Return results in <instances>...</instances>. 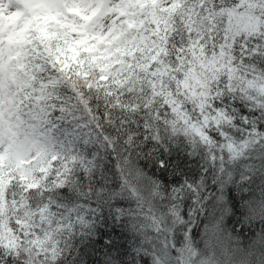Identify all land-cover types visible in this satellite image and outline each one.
Here are the masks:
<instances>
[{
  "label": "snow or ice",
  "instance_id": "1",
  "mask_svg": "<svg viewBox=\"0 0 264 264\" xmlns=\"http://www.w3.org/2000/svg\"><path fill=\"white\" fill-rule=\"evenodd\" d=\"M73 4L101 7L87 43ZM0 17V264H129V245L130 264H204L203 181L223 200L229 166L264 175V0H0Z\"/></svg>",
  "mask_w": 264,
  "mask_h": 264
},
{
  "label": "trees",
  "instance_id": "2",
  "mask_svg": "<svg viewBox=\"0 0 264 264\" xmlns=\"http://www.w3.org/2000/svg\"><path fill=\"white\" fill-rule=\"evenodd\" d=\"M101 7L103 12L108 11L106 3ZM92 19L82 24L72 20L64 27L69 34L76 32L80 43H87L89 37L84 30ZM187 154L186 146H181L179 153H171L174 157L178 156L174 163H179ZM137 167L149 176L154 171L148 161H137ZM186 167L192 169V174L182 176V181L200 180V157H189ZM229 170L232 171L233 178L223 188V200L210 195L213 187L211 177L203 181L209 198L195 208L188 220L187 243L196 251L197 259L204 264H264V175L244 173L239 162L229 166ZM242 174H248L250 178L241 181ZM155 178L160 179L158 170L155 171ZM171 179L169 174L161 183ZM63 198L71 205L76 201L77 194L67 191ZM182 235L183 230L178 241L180 244L184 243ZM134 255L129 245V255L126 257L129 264Z\"/></svg>",
  "mask_w": 264,
  "mask_h": 264
},
{
  "label": "rangeland",
  "instance_id": "3",
  "mask_svg": "<svg viewBox=\"0 0 264 264\" xmlns=\"http://www.w3.org/2000/svg\"><path fill=\"white\" fill-rule=\"evenodd\" d=\"M84 7L85 6L80 5V4H73V5H70V7L68 8V12L71 15H74L75 17H79L80 20H81V19H87V18H89L99 8V7L95 8L87 16H85L83 14ZM107 15H108V12H103V15L101 16V19L107 18ZM0 19H2V17H0Z\"/></svg>",
  "mask_w": 264,
  "mask_h": 264
}]
</instances>
